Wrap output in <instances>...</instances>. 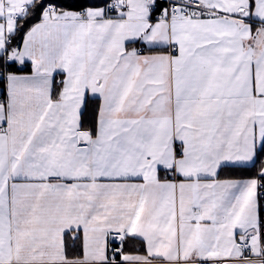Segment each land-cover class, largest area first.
<instances>
[{
	"label": "snow or ice",
	"instance_id": "snow-or-ice-1",
	"mask_svg": "<svg viewBox=\"0 0 264 264\" xmlns=\"http://www.w3.org/2000/svg\"><path fill=\"white\" fill-rule=\"evenodd\" d=\"M0 264H264V0H0Z\"/></svg>",
	"mask_w": 264,
	"mask_h": 264
}]
</instances>
